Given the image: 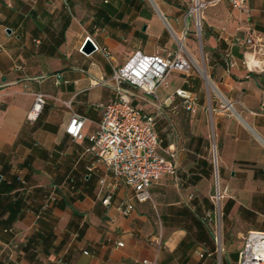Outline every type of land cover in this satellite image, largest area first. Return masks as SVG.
Instances as JSON below:
<instances>
[{"label":"crops","instance_id":"0c3cea01","mask_svg":"<svg viewBox=\"0 0 264 264\" xmlns=\"http://www.w3.org/2000/svg\"><path fill=\"white\" fill-rule=\"evenodd\" d=\"M188 3L0 0V264H173L187 231L166 220L188 212L200 219L203 241L185 264L206 262L201 251L213 257L216 246L209 247L212 234L201 218L210 210L215 177L204 106L191 90L192 66L186 74L171 72L157 98H150L164 105L156 119L158 150L174 163L151 185V199L137 202L133 188L99 162L88 170L94 161L88 135L102 114L98 104L115 94L113 69L136 50L167 49L171 28L178 33L183 27ZM251 32L264 42V0H248L244 8L213 0L204 11L208 74L217 77L213 83L224 96L207 108L226 191L221 209L224 236L231 237L227 252L234 249L232 238L243 241L248 230L264 229V58L261 68L247 67L245 59L254 61L243 38ZM87 36L97 45L90 54L81 51ZM194 44L190 36L185 48ZM123 87L138 91L128 83ZM177 88L197 97L195 112L186 111ZM37 92L45 94V103L30 120L26 114ZM133 103L155 111L150 102ZM73 112L86 117L82 138L65 131ZM100 178L105 190L111 188L109 205L102 202ZM123 200L134 205L127 215L118 208Z\"/></svg>","mask_w":264,"mask_h":264},{"label":"built area","instance_id":"2783aa9c","mask_svg":"<svg viewBox=\"0 0 264 264\" xmlns=\"http://www.w3.org/2000/svg\"><path fill=\"white\" fill-rule=\"evenodd\" d=\"M231 6L244 8L248 0H226ZM213 0H190L182 16L183 27L180 35L171 28L177 38H186L190 30V20L193 21L196 35L200 34L201 20L206 8ZM168 24V21L165 19ZM246 53L254 62L245 59L247 67L261 68L259 61L264 58V42L261 35L251 32L243 38ZM258 61V62H257ZM232 63L230 62V65ZM191 61L185 54V49L156 51L145 53L136 50L123 64L116 66L109 78L115 91L114 96L98 106L102 108L97 127L88 135L90 145L87 151L94 155L88 170H92L99 162L123 184L133 188L134 199L144 202L151 199L150 187L157 182L165 171H172L174 163L166 160L158 150L159 137L156 131V119L164 111L162 102H153L151 97L157 98V88L168 84V75L171 72L187 73ZM104 83L107 80H102ZM128 83L138 89L132 92L123 87ZM175 95L183 98L186 111L191 114L196 110L197 97L184 88H177ZM134 99L150 102L155 111H147L133 103ZM45 103V94L37 92L34 103L26 117L35 120ZM85 115L73 112L65 126V131L72 138H82V127ZM212 164L215 177V189L210 194L212 209L207 211L201 220L207 224L214 235L216 251L220 254L223 247L220 240L222 209L221 202L226 195L225 189L220 188L217 173V157L215 132L212 130ZM100 191H104L103 204L109 205L112 191L104 189L103 178L99 179ZM133 203L127 200L119 202L118 208L123 215L129 214ZM243 245L239 249L234 264H264V229L248 230L243 236ZM118 245H122L118 242ZM86 252V251H85ZM210 252H199L203 257ZM142 264H155L143 259Z\"/></svg>","mask_w":264,"mask_h":264},{"label":"rangeland","instance_id":"374dc122","mask_svg":"<svg viewBox=\"0 0 264 264\" xmlns=\"http://www.w3.org/2000/svg\"><path fill=\"white\" fill-rule=\"evenodd\" d=\"M210 1V0H209ZM148 4L149 1H147ZM190 2V0H189ZM189 4V3H188ZM150 7V5H148ZM190 30L189 33L186 35V38H177L176 35H174L172 32V37H171V43L169 46H167L165 50H170V49H177L179 47H182L187 51V55L189 54V57H191V66L192 68L190 69L194 71V76H195V82L194 87L191 88V90H194L199 98V101L202 103L204 106V115H205V121L204 123L206 124V136H207V147L208 151L210 152V158H212V144H213V139H212V130L215 132V125L212 121L209 109L208 103L211 102L212 100H217L219 101L221 98L224 99V96L221 94L219 91L217 85H215L213 82V79L216 78H211L208 74V68H207V59H206V48L204 45L203 41V17L201 20V29H200V34L196 35L195 30H194V25L193 21L190 20ZM178 31V36L180 35V30ZM193 37L195 44L190 50L185 48L186 40L188 37ZM163 50H159L160 52H164ZM196 61L198 66L202 68V71L198 70L196 68V64L193 61ZM213 77V76H212ZM189 78V77H188ZM168 79V78H167ZM210 82V83H208ZM214 87L217 92L221 94V97L217 94L214 89L211 88L210 85ZM165 86V85H164ZM159 90H157L158 94L161 93V88L158 87ZM215 144H216V157H217V137H216V132H215ZM218 167L219 165L217 164V173H218ZM221 176H219L220 180ZM220 184V183H219ZM220 188L222 189V186L220 185ZM215 189V184H213V189L212 192H214ZM151 193V191H150ZM210 209H212L213 205L210 201L209 206ZM168 225L170 227H181L184 228L187 231V235L185 236V240L183 241L184 243H181L178 247V253L175 255V259L173 260V264H185V262L190 258V254L192 253L193 248L200 243L201 240L200 237V229L198 226L201 225L200 219L194 215L193 213H185L181 217H170L168 220H166ZM222 221H223V215L221 217V230H220V240H221V245L223 247V250H221L220 254L218 251L213 253V257H210L206 255V262L202 263V259L198 261L196 264H234L236 259H237V252L238 248L242 247L243 241L240 240L237 237H234L231 240L234 242V245L232 247L234 248L231 252H227V247H226V239H231L230 236L226 235L224 236V232L222 229ZM202 226V225H201ZM212 234V233H211ZM207 242L209 243V247H211V250L213 251L216 243L214 240V235L212 234V238H207ZM187 242H190L187 243ZM186 257V258H185ZM221 257V258H220ZM218 258V259H217Z\"/></svg>","mask_w":264,"mask_h":264},{"label":"water","instance_id":"95a60500","mask_svg":"<svg viewBox=\"0 0 264 264\" xmlns=\"http://www.w3.org/2000/svg\"><path fill=\"white\" fill-rule=\"evenodd\" d=\"M145 28V26H144ZM9 30V29H7ZM97 48L96 43L93 41V39L90 36H87L81 46V51L85 54H90L93 51H95Z\"/></svg>","mask_w":264,"mask_h":264},{"label":"bare ground","instance_id":"6f19581e","mask_svg":"<svg viewBox=\"0 0 264 264\" xmlns=\"http://www.w3.org/2000/svg\"><path fill=\"white\" fill-rule=\"evenodd\" d=\"M193 61H194V63L196 64V68H197L198 70L202 71V68H200V67L198 66V64L196 63V61L194 60V58H193ZM208 83H210V82H208ZM208 85L211 86V84H208ZM211 88L214 89L213 86H211ZM214 91L217 92V90H215V89H214ZM217 94L221 97V94H220L219 92H217Z\"/></svg>","mask_w":264,"mask_h":264}]
</instances>
